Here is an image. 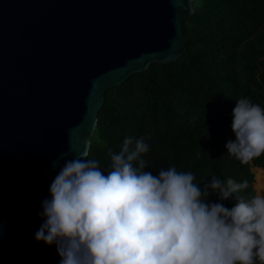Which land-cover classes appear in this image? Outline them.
<instances>
[{
    "label": "water",
    "instance_id": "1",
    "mask_svg": "<svg viewBox=\"0 0 264 264\" xmlns=\"http://www.w3.org/2000/svg\"><path fill=\"white\" fill-rule=\"evenodd\" d=\"M193 13L192 0H0V227L88 153L107 89L179 59Z\"/></svg>",
    "mask_w": 264,
    "mask_h": 264
},
{
    "label": "trees",
    "instance_id": "2",
    "mask_svg": "<svg viewBox=\"0 0 264 264\" xmlns=\"http://www.w3.org/2000/svg\"><path fill=\"white\" fill-rule=\"evenodd\" d=\"M192 6L184 21L187 45L176 62L153 63L105 91L83 158L107 172L126 137L143 138L144 171L158 175L175 166L201 186L212 176L247 180L249 187L234 194L247 198L255 194L252 169L264 171V155L242 164L226 144L235 141L232 113L240 98L264 108V0H192ZM205 202L231 209L236 200L210 191ZM41 211L42 203L27 204L0 227V264H60L55 244L35 240Z\"/></svg>",
    "mask_w": 264,
    "mask_h": 264
},
{
    "label": "clouds",
    "instance_id": "3",
    "mask_svg": "<svg viewBox=\"0 0 264 264\" xmlns=\"http://www.w3.org/2000/svg\"><path fill=\"white\" fill-rule=\"evenodd\" d=\"M232 115L227 153L248 164L264 155V108L240 98ZM148 150L143 138L126 137L107 172L86 152L66 160L35 240L55 244L60 264H264V194L236 196L249 184L232 178L201 186L175 166L153 175L141 159ZM210 191L235 206L206 203Z\"/></svg>",
    "mask_w": 264,
    "mask_h": 264
},
{
    "label": "bare ground",
    "instance_id": "4",
    "mask_svg": "<svg viewBox=\"0 0 264 264\" xmlns=\"http://www.w3.org/2000/svg\"><path fill=\"white\" fill-rule=\"evenodd\" d=\"M252 173L254 175L253 188L256 194H262L264 189V171L261 168H253Z\"/></svg>",
    "mask_w": 264,
    "mask_h": 264
},
{
    "label": "rangeland",
    "instance_id": "5",
    "mask_svg": "<svg viewBox=\"0 0 264 264\" xmlns=\"http://www.w3.org/2000/svg\"><path fill=\"white\" fill-rule=\"evenodd\" d=\"M254 184V183H253ZM262 194H264V189H263V192H262Z\"/></svg>",
    "mask_w": 264,
    "mask_h": 264
},
{
    "label": "crops",
    "instance_id": "6",
    "mask_svg": "<svg viewBox=\"0 0 264 264\" xmlns=\"http://www.w3.org/2000/svg\"><path fill=\"white\" fill-rule=\"evenodd\" d=\"M256 194V193H255Z\"/></svg>",
    "mask_w": 264,
    "mask_h": 264
}]
</instances>
